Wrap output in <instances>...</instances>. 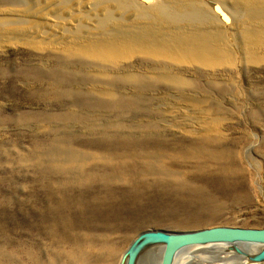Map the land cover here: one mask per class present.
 Returning a JSON list of instances; mask_svg holds the SVG:
<instances>
[{"label": "rangeland", "instance_id": "obj_1", "mask_svg": "<svg viewBox=\"0 0 264 264\" xmlns=\"http://www.w3.org/2000/svg\"><path fill=\"white\" fill-rule=\"evenodd\" d=\"M194 2L203 17L176 15ZM194 2L0 0V264H119L147 230L264 228V0ZM143 150L158 158L119 156ZM216 247L180 264H223Z\"/></svg>", "mask_w": 264, "mask_h": 264}, {"label": "water", "instance_id": "obj_2", "mask_svg": "<svg viewBox=\"0 0 264 264\" xmlns=\"http://www.w3.org/2000/svg\"><path fill=\"white\" fill-rule=\"evenodd\" d=\"M216 244L228 245L231 252L242 257L240 259L244 261V264H264V228L227 226L187 232L143 231L130 243L119 264H143L147 255L153 250L159 251L160 248L162 252L159 264H176V259L187 249ZM250 245L261 248L256 252H250L248 248ZM219 261L223 264L227 263L222 259Z\"/></svg>", "mask_w": 264, "mask_h": 264}, {"label": "bare ground", "instance_id": "obj_3", "mask_svg": "<svg viewBox=\"0 0 264 264\" xmlns=\"http://www.w3.org/2000/svg\"><path fill=\"white\" fill-rule=\"evenodd\" d=\"M143 2H144V0H142ZM193 2H194V0H192ZM138 2V1H137ZM189 3V2H188ZM177 4V3H176ZM191 4V3H190ZM194 4V7L192 8V10H190V11H188L187 12V10H186V12H184V13H179V14H176V15H178V16H181V17H203L204 16V14H206V13H204V12H202V11H199L198 9H200L199 8V3L198 2H194L193 3ZM218 6V5H217ZM182 11V10H181ZM204 13V14H203ZM161 15H163V16H170L171 14L168 12V11H166V10H162L161 11ZM199 148V147H198ZM198 148H196V149H198ZM195 149V150H196ZM196 152V154H199V150H197V151H195ZM65 153H67L69 156H68V158H69V161L70 162H82V166L80 167V166H78V165H74L73 167H71V165H70V163H66V167H63L64 169V171H66L68 174H73V175H77L78 173H79V175H80V177H82L83 179L86 177V175H84L83 173L81 174L80 172H78V171H80V169L82 168H84L85 167V160H87L88 159V157L87 156H85L82 152H77V151H73V150H68V149H66L65 150ZM120 157H126L125 159H128V158H131V159H140V160H142V161H145L146 162V164L148 165V163H150V162H148V161H151V160H153V159H157L158 157L157 156H154L153 154H151V153H149L148 151H146V150H143V151H141V152H137V153H135L134 155H130V154H125V155H123V156H121V155H119ZM113 158H117L116 156L114 157L113 156ZM124 159V158H123ZM67 164H69V165H67ZM77 170V171H76ZM147 173H148V171H147ZM214 246H217L216 248H214V249H217V248H222V249H224V251L225 252H217V251H213L212 252V254L211 255H213L212 256V258L213 259H218V260H223V261H225V262H229V261H240L241 262V264H244V261L242 260V259H240V258H242V257H240V256H237L234 252H231L230 250H229V248H228V245H224V244H216V245H208V246H204V247H191V248H189V249H187L185 252V254H188L189 255V253H188V250H194V249H203V248H208V247H214ZM219 246V247H218ZM249 251L250 252H256V251H258L261 247L260 246H257V245H250L249 247ZM161 252H162V248H160L159 249V251L157 252V253H159V255H157V256H155L154 258H153V260H152V262H151V264H159V261H160V255H161ZM210 255V256H211ZM149 258V257H148ZM182 259H185V256H184V253H183V255H180L177 259H176V264H180V261L182 260ZM229 259V260H228ZM144 260H145V258H144ZM191 260V261H190ZM189 260V263L190 264H210V263H213L212 262V259H208V257H206L205 255H203V254H198V255H193V259H190ZM188 263V264H189ZM143 264H144V262H143ZM145 264H146V260H145ZM240 264V263H239Z\"/></svg>", "mask_w": 264, "mask_h": 264}]
</instances>
